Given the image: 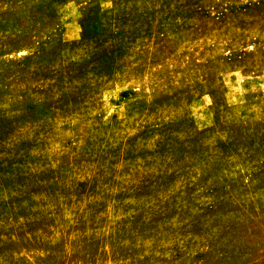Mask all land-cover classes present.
Wrapping results in <instances>:
<instances>
[{"label":"rangeland","instance_id":"1","mask_svg":"<svg viewBox=\"0 0 264 264\" xmlns=\"http://www.w3.org/2000/svg\"><path fill=\"white\" fill-rule=\"evenodd\" d=\"M0 264H264V0H0Z\"/></svg>","mask_w":264,"mask_h":264}]
</instances>
